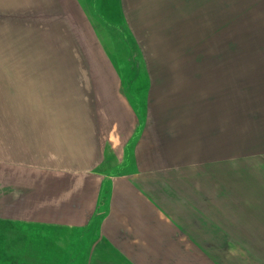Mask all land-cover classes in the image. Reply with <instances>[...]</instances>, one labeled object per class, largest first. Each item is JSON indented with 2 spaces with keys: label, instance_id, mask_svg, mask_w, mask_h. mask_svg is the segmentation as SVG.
Returning a JSON list of instances; mask_svg holds the SVG:
<instances>
[{
  "label": "rangeland",
  "instance_id": "rangeland-1",
  "mask_svg": "<svg viewBox=\"0 0 264 264\" xmlns=\"http://www.w3.org/2000/svg\"><path fill=\"white\" fill-rule=\"evenodd\" d=\"M134 1L131 28L119 8L115 24L91 12L92 0H80L85 26L81 22L76 29L65 19L62 35L58 29L57 36L46 42L32 38L27 46L23 37L12 36L17 52L33 59L2 61L0 68L132 70L127 101L144 107L150 98L149 113L160 121L153 140L144 142L157 151L153 157L142 150V163L191 166V172L175 176H191L192 208L201 219L193 211V219L176 231L190 224L193 234L207 235L205 242L204 236L186 237L217 249L223 260L214 261L208 252L207 264H264V0ZM6 33L0 29V38L8 40ZM5 42L0 48L13 51ZM63 92L51 88L48 96ZM107 161L117 164L115 158ZM54 177L0 166V264H88L98 220L83 230V222L48 218L50 206L58 207L47 201L77 207L74 194L81 191ZM51 182L56 183L50 189ZM106 189L104 182L100 210Z\"/></svg>",
  "mask_w": 264,
  "mask_h": 264
},
{
  "label": "crops",
  "instance_id": "crops-1",
  "mask_svg": "<svg viewBox=\"0 0 264 264\" xmlns=\"http://www.w3.org/2000/svg\"><path fill=\"white\" fill-rule=\"evenodd\" d=\"M134 4V0H92L91 12L117 24L119 8L123 21L132 28L127 22ZM84 13L80 0H0V29L10 38H0V45L8 41L13 49L0 48V62L33 59L28 52H17L18 41L12 36L23 37L25 46L33 44L32 38L46 42L58 35V29L63 34L65 19L76 29L81 22L85 26ZM129 73L134 76L132 70L117 68H0V166L8 172L38 169L81 187L74 194L77 207L69 201L63 207L47 201L58 207L50 206L48 218L54 214L56 219L83 222V230L98 220V239L90 245L93 259L88 258V264H207L209 253H214V261H222L213 246L186 241L194 235L200 241L204 236L205 242L207 235L193 234L190 224L187 231H176L193 219V211L201 219L200 210L192 208L191 176L176 178L191 172V166L142 163V150L153 157L157 151L144 142L153 140L160 121L149 113L150 98L144 107L137 100L127 101ZM149 82L151 89L152 79ZM51 88L65 92L51 98ZM62 96L66 99L60 101ZM149 119L155 122L150 125ZM109 158L117 164L109 163ZM104 182L107 195L100 210ZM51 183L50 189L56 182Z\"/></svg>",
  "mask_w": 264,
  "mask_h": 264
}]
</instances>
